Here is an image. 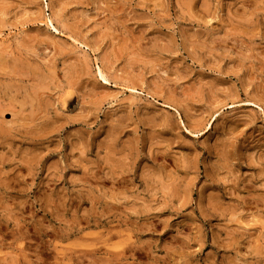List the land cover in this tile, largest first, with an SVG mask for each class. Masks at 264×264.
<instances>
[{"label":"rangeland","instance_id":"obj_1","mask_svg":"<svg viewBox=\"0 0 264 264\" xmlns=\"http://www.w3.org/2000/svg\"><path fill=\"white\" fill-rule=\"evenodd\" d=\"M0 264H264V0H0Z\"/></svg>","mask_w":264,"mask_h":264}]
</instances>
